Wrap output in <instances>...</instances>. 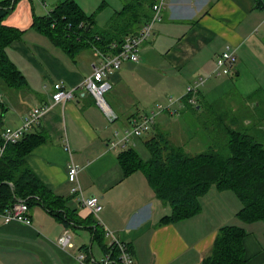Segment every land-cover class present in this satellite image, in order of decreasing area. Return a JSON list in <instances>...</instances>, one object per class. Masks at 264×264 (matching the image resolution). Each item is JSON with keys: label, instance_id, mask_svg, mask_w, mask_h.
Returning <instances> with one entry per match:
<instances>
[{"label": "crops", "instance_id": "1", "mask_svg": "<svg viewBox=\"0 0 264 264\" xmlns=\"http://www.w3.org/2000/svg\"><path fill=\"white\" fill-rule=\"evenodd\" d=\"M62 1L19 0L3 22L22 32L6 53L27 84L0 90V105L5 109L0 112V133L5 127H20L34 107L48 106L31 130L45 131L47 142L34 149L26 162L48 190L69 198L67 207L75 211L69 216L76 223L65 227L38 206L29 211L30 224L3 222L0 217V264H78L79 254L97 264L109 238L104 234L102 241L94 238L96 227L109 229L126 243L134 264H203L218 229L241 209L235 195L210 189L200 198L198 215L161 224L170 207L154 197L141 172L124 177L117 160L119 152L135 149L143 137L165 134L181 110L189 107L182 103L175 116L160 113L152 130L125 149L111 150L109 142L131 117L149 115L169 98L183 99L186 87L200 77L205 81L194 97L197 111L222 107L226 95L258 107L264 94V0H165L160 21L140 46L139 61L123 62L108 77L112 88L105 102L116 116L113 122L81 86L91 74L93 50L86 48L71 57L32 28L34 16L47 15ZM74 1L86 14L97 11L96 24L103 27L126 0L119 7L102 1L99 11L102 6L95 0L91 4ZM227 49L234 52L235 63L229 74L218 75L216 58ZM183 81L187 84L181 90ZM57 82L73 90L72 100L52 103ZM230 107L237 111L243 104L232 102ZM70 164L78 169L84 196L99 202L97 217L75 200L71 192L75 185L67 178ZM66 229L71 245L61 247L58 241ZM243 229L247 264H264V222L243 224Z\"/></svg>", "mask_w": 264, "mask_h": 264}, {"label": "trees", "instance_id": "2", "mask_svg": "<svg viewBox=\"0 0 264 264\" xmlns=\"http://www.w3.org/2000/svg\"><path fill=\"white\" fill-rule=\"evenodd\" d=\"M154 1L126 0L122 9L100 27L95 21L97 11L86 14L74 0H65L55 5L47 15L34 16L32 28L71 57L92 47L105 54H116L121 50L125 37L137 34L143 23L149 20ZM18 2L0 1V90L21 89L27 84L6 53L10 44L22 37L20 30L3 24ZM101 6L98 11L104 3ZM184 103L191 111H197V105ZM1 111H5L2 105ZM1 120L0 115V127ZM225 134L227 155H222L215 147L188 155L181 148L174 147L166 134L156 133L144 141L149 153L147 160H142L135 149L129 147L118 153V164L124 177L141 172L154 197L170 207V215L163 217L161 224L198 215L201 211L200 198L211 188L235 195L241 204L235 216L241 223L264 222V148L246 133L226 130ZM47 138L42 129L34 130L16 143L6 145L0 156V214L20 199L29 211L41 207L69 227L73 222V217L69 215L75 214L67 207L69 198L48 190L26 162V157L45 144ZM103 234L104 230L99 231L96 227L94 238L102 241ZM245 235L246 231L240 226L220 227L211 253L203 264H247L242 245ZM103 249L104 254L109 251L107 244L103 245Z\"/></svg>", "mask_w": 264, "mask_h": 264}, {"label": "built area", "instance_id": "3", "mask_svg": "<svg viewBox=\"0 0 264 264\" xmlns=\"http://www.w3.org/2000/svg\"><path fill=\"white\" fill-rule=\"evenodd\" d=\"M165 5V0H155L151 16L148 21L143 23L139 32L134 35L126 36L121 50L116 54H105L98 49L92 47L94 59L90 63L91 74L85 78L81 85L93 97L96 105L102 110L110 122L116 119L114 113L109 109L105 102V94L110 91L112 85L108 81L111 73L118 71L125 61L138 62L140 46L148 41L152 35L153 26L160 21L161 13ZM236 57L233 51L227 49L216 58V74L227 75L235 63ZM203 78H197L186 87L183 99L169 98L165 104H160L154 112L149 115L131 117L128 126L122 131L114 134L113 139L109 142L111 150L125 149L134 145V140L139 139L149 133L154 125L155 117L160 113H167L170 116L178 114L179 106H182L185 101L190 105H195V95L200 87L204 84ZM54 92L51 95L52 103H60L70 101L74 98L73 90L68 89L63 83L57 82L53 84ZM183 102H182V101ZM178 105L177 109L174 105ZM48 106L34 107L23 120L20 127L10 128L5 127L1 132L2 145H0V156L2 155L6 145L14 144L19 141L25 134L29 133L39 122L40 117ZM78 169L75 165L68 166L67 178L68 181L74 183L71 192L74 195L78 205L86 208L92 215L97 217L101 210V206L96 198L84 196L82 189L77 180ZM3 222H18L21 224H30L29 209L23 200L18 199L9 209L0 214ZM104 235L109 238L107 244L109 251L104 254L103 258L97 264H134V259L131 256L126 243L121 241L114 235L112 231L103 228ZM58 244L61 247L70 246V232L64 230L59 238ZM116 251V254L113 253ZM78 264H91L87 261L84 254H79L77 258Z\"/></svg>", "mask_w": 264, "mask_h": 264}, {"label": "rangeland", "instance_id": "4", "mask_svg": "<svg viewBox=\"0 0 264 264\" xmlns=\"http://www.w3.org/2000/svg\"><path fill=\"white\" fill-rule=\"evenodd\" d=\"M102 1L107 2L108 4H111L112 1L117 7H119L124 0H95L96 5H101ZM80 2L85 1L80 0ZM86 2H88V4H91L90 0H86ZM93 8L95 9L96 7ZM100 12L106 13V11ZM100 16L101 15H99V17ZM103 22L106 23V21ZM184 82L185 81L181 83V90H184L187 84L186 82ZM261 93L262 92H260L259 95ZM259 99L261 104L258 107L254 108H251V104L248 101L242 102L239 97L234 96L233 98H230L229 95H226L222 99L223 101H226L222 104V107H203V110L196 112L191 111L190 108L189 110L191 112L187 108H183L182 110L180 109L183 113L179 115L174 122H172L173 124L168 129H166L165 134L174 147L181 148L182 151L188 155H195L206 152L210 147H215V149L219 153H221L222 155H227L228 151L226 148V130L246 133L247 135L253 137L256 141L260 142L264 148L263 93L261 97H259ZM232 102H240L241 106L243 104V107H241L237 111H234L230 107ZM246 103L248 105L244 106V104ZM178 105L180 104H176L174 108L177 109ZM150 138L151 135L143 137V139L140 140L138 145L135 147V151L144 161L149 158V153L144 146V141ZM211 190L215 191L214 188H211ZM228 194L233 196V194L230 192H228ZM226 225H236L243 228V224L236 218H233L232 221H229L228 223H226Z\"/></svg>", "mask_w": 264, "mask_h": 264}, {"label": "water", "instance_id": "5", "mask_svg": "<svg viewBox=\"0 0 264 264\" xmlns=\"http://www.w3.org/2000/svg\"><path fill=\"white\" fill-rule=\"evenodd\" d=\"M198 108V107H197Z\"/></svg>", "mask_w": 264, "mask_h": 264}]
</instances>
